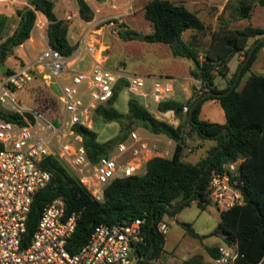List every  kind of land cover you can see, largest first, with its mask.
<instances>
[{
    "label": "trees",
    "instance_id": "obj_1",
    "mask_svg": "<svg viewBox=\"0 0 264 264\" xmlns=\"http://www.w3.org/2000/svg\"><path fill=\"white\" fill-rule=\"evenodd\" d=\"M74 1L78 5L81 20L92 22L95 19V12L87 0ZM95 1L103 3L106 0ZM55 2L56 0H28L30 7L16 11L19 21L15 29H13L15 18L0 14V69L6 67V62L14 55V50L30 39L37 21V13H41L48 22L46 29L48 45L64 57L70 58L74 55L78 43L72 45L69 42L70 22L56 16ZM256 4L264 8V0H240L234 22L250 21ZM227 7L228 4L225 9ZM143 12L145 19L152 23L153 32L143 34L123 23L124 29L118 32L119 38L125 42L166 45L174 57L195 59L199 63L201 71L198 73L192 68L190 73L201 81L202 94H198L195 88L192 99L187 103L189 111L184 114L185 123L199 137L214 140L217 145L201 162L192 164L183 161L186 145L183 126H174L158 120L134 98L128 101L127 115L121 113L115 107L121 92L119 87L107 105H101L96 109L94 121L100 118L108 123H122L125 119H131L135 126H142L153 135H164L173 140L176 145L172 157H154L146 163L144 174L113 180L104 190L103 201H97L62 161L55 157H46L41 162V167L50 173L51 179L34 196L27 222L26 238L29 240L33 235L43 208L53 200L62 198L67 214L79 215L76 230L68 242L67 248L71 253L77 252L87 243L96 226L124 224L140 218L144 219L145 223L144 239L137 248V252L142 256L139 264L146 258H149L147 264H150L159 260L164 251L166 236L158 231V223L163 217L175 216L194 201H197L199 208L204 210L211 202L210 182L213 175L222 171L226 164L240 161L239 174L236 178L242 183L238 186L243 196V204L221 211L218 229L211 235L221 233L226 243L229 245L234 243L237 246L238 257L234 264H264V76L252 72L258 53L264 47V41L246 61L252 44L264 36V28L253 25L242 29L231 28L229 24L221 27L211 34L212 39L204 60L200 61L199 52L182 39L183 34L189 30L198 33L206 31L202 20L194 12L172 0H149ZM252 39L254 42L250 43ZM237 54H243L244 59L227 87L219 89L215 84L216 77L228 75V64ZM244 61L246 64L234 90L223 97L210 95L202 99L194 108L192 118L189 120L192 105L204 94L226 93L230 90ZM21 67L23 66L19 68ZM217 68L218 71L215 73ZM18 69L7 68L3 77L13 74ZM245 78V83L240 88ZM209 100L220 102L226 117L225 124H214L200 119L202 106ZM184 106V103L170 100L159 103L157 108L161 112H172L182 116ZM0 118L21 126H28L34 122L28 113H10L1 106ZM52 118L57 123V118ZM74 130L82 136L88 157L94 163L107 156L114 146L124 142L133 131L129 128L128 132L114 140L101 143L98 141L97 133L91 129L76 125ZM208 164V168L205 169ZM195 188L196 195L192 201L179 206L176 211L168 210V206H174L191 196ZM182 226L192 237L206 238L199 236L191 224L182 223ZM208 252L213 259L218 256V248L208 249ZM182 264L201 263L192 259Z\"/></svg>",
    "mask_w": 264,
    "mask_h": 264
},
{
    "label": "built area",
    "instance_id": "obj_2",
    "mask_svg": "<svg viewBox=\"0 0 264 264\" xmlns=\"http://www.w3.org/2000/svg\"><path fill=\"white\" fill-rule=\"evenodd\" d=\"M93 35L92 30L84 29L78 41V47H83L92 60L87 71L71 70L78 58L71 64V57H64L49 46L32 63L0 79V106L10 113H28L34 121L21 126L0 118V264H139L142 260L137 248L144 239L145 220L140 218L96 226L87 243L71 253L68 242L79 215H68L62 198L43 208L33 235L26 238L34 196L51 179L41 167L46 157L67 164L79 183L97 201H103L104 190L113 180L142 174L150 159L170 155L171 141H167V150H161L156 142L149 143L146 135L133 130L116 146V153H109L96 163L89 159L83 138L74 127L80 125L94 131L96 109L107 105L119 87L120 94L127 93L146 108L149 100L158 105L169 101L174 93L170 77L140 76L109 68L106 49L97 47ZM68 74L70 83L62 86L60 79ZM38 76L48 85L60 86L64 116L62 120L57 118V123L44 111L25 107L13 94ZM197 90L202 94L201 81ZM183 111L188 113L189 107ZM125 155L129 156L121 161ZM238 174L239 168L233 162L211 179L210 199L223 210L243 204ZM158 231L166 236L169 225L161 220ZM237 257L238 252L233 254L220 246L214 263L234 264Z\"/></svg>",
    "mask_w": 264,
    "mask_h": 264
},
{
    "label": "rangeland",
    "instance_id": "obj_3",
    "mask_svg": "<svg viewBox=\"0 0 264 264\" xmlns=\"http://www.w3.org/2000/svg\"><path fill=\"white\" fill-rule=\"evenodd\" d=\"M134 0H131L129 6L133 4ZM149 0H135L134 9L128 10L129 14H117L116 18L108 19H96L91 25L83 24L79 14L76 11L70 10V16L67 19L72 24L79 25L81 32L84 29H90L95 35L97 40V47L100 50L106 49L105 55L107 56V66L111 69L123 70L125 72L136 74L140 76L150 77H164L169 75L172 78L174 85V93L172 97H176L178 100H183L186 92L191 90L188 81V68L185 63L187 61L183 58L174 57L168 46H163L158 50V44H148L144 42L132 41L125 42L118 36V32L122 28L124 19L125 24L128 28L138 31L143 34H150L153 32V25L151 22L145 19L143 8ZM174 2L185 5L190 11L194 12L205 25L206 22L212 20L221 10L222 0H172ZM240 0H232L230 2L226 13L227 16L233 15L235 7L239 4ZM77 5V3L75 2ZM113 6L111 8L114 13H122V8L114 2L113 4H105V6ZM78 6V5H77ZM103 6H100L102 8ZM98 11V14H100ZM100 17V16H99ZM14 18V17H13ZM13 29L16 27L17 19H13ZM118 21V22H117ZM251 23L253 26L264 28V8L256 4L253 9L252 20H242L236 26L237 28H244ZM38 26L42 25L40 21H37ZM80 24H83L81 26ZM206 26V25H205ZM203 32H201L202 34ZM201 34L198 36V43L190 41L187 37L188 34L183 35V40L186 44L196 48L200 52L205 54L208 45L203 42ZM78 58L77 62L72 66L71 70L87 71L91 65L92 60L86 50L77 55H73L71 58V64L74 62V58ZM35 57L31 56L28 59H22L20 56L15 55L8 69L16 70L20 66H26L34 61ZM235 61L229 62V73L230 68H235ZM0 69V79L6 74L7 68ZM193 65L191 66V69ZM236 69V68H235ZM253 72L257 75L264 76V56L261 60L254 64ZM228 73V74H229ZM247 77V76H246ZM232 78V77H231ZM231 78L228 80L227 85L231 82ZM71 75L63 76L60 79L62 86L69 84ZM225 78L222 76L216 77V82H223ZM150 80L147 84L150 85ZM14 96L28 108H34L44 110L52 117L63 119L64 108L60 100L61 89L59 85L46 84L40 76L34 77L31 82L24 86L20 90H16ZM132 99L127 93L122 92L115 104L118 111L123 114L128 113L127 104ZM148 111L157 119L163 120L167 118V122L173 123L176 126H183L184 136L186 138V145L183 152L182 160L187 163H196L205 160L211 153L213 146H210L212 140L202 139L191 130V127L185 123L184 111L182 116L173 114L158 113L157 104L152 100L148 101ZM48 115V116H49ZM203 118L205 121L214 124H220L225 121V114L223 107L220 104H206L203 110ZM129 128L138 131L141 135H152L149 131L144 129L142 126H135L131 119H125L122 123L118 122H105L100 118H96L94 121L93 129L98 135V141L105 143L114 140L118 136L125 132H128ZM175 142L172 144V152L175 149ZM116 146H114L110 153H116ZM173 155V154H172ZM171 153L167 158L172 157ZM129 155L121 157V161L127 159ZM185 158V160H184ZM72 173L73 170L65 163H63ZM223 211V207L219 206L215 202L211 201L206 205L205 209L202 210L198 206V202L194 201L189 206L184 207L175 216L165 215L163 220L169 225V232L166 235V242L164 251L159 260L155 261L157 264H182L188 260H197L201 264L214 263V259L211 255L207 254V247L221 244L226 247L231 253L237 252V246L228 244L225 241L223 234H213L219 226L220 214ZM182 223L191 224L195 232L206 238L197 239L192 237L186 229L182 226Z\"/></svg>",
    "mask_w": 264,
    "mask_h": 264
},
{
    "label": "crops",
    "instance_id": "obj_4",
    "mask_svg": "<svg viewBox=\"0 0 264 264\" xmlns=\"http://www.w3.org/2000/svg\"><path fill=\"white\" fill-rule=\"evenodd\" d=\"M130 1L131 0H106L103 3H98L95 0H87L89 5L91 6L93 11L95 12V19L93 21H95L96 19H99V20L104 19L105 20V19H108V18L119 17V16H117V14L118 15L119 14L124 15V13L125 14L126 13L129 14L128 10H132L133 11V9H134L135 0L133 1L132 6L131 5L129 6V4L131 3ZM114 2L119 4V6L122 8V13H114V11L111 9V8H113L112 5L111 6H108V5L105 6V4H107V3L113 4ZM221 2H222V4H221L220 12L215 17H213L212 20L206 22V24H205L206 25L205 26L206 27V31L204 33L201 34V33H198L196 31H193V30H189V31L184 33V34H188L187 37L190 39V41H193V42L197 41V43H198V36L201 34V36H202V38L204 40L203 42H205L206 45L209 46V44L211 42V39H212V35L211 34L213 32L217 31L221 27L226 26L228 24H229V26L231 28H237L236 25L238 23H240L241 21H238V22H234V21L236 19L235 18L236 17V11H237V8H238L239 4H237V6L234 8L235 11H234L233 15L227 16L226 13L224 14V12L227 11V9H225V6L227 4L229 6V4H230V2H232V0H222ZM100 6H103V7L100 8ZM24 7H30V5L28 3V0H0V14H4V15H7L9 17L16 18L17 19V24H18L19 18L16 15V11L18 9L24 8ZM70 10L76 11L78 13V6L75 4L74 0H56L55 7H54V12H55L56 16L59 19L67 20L69 18V16H70ZM101 10H102V12H99L100 14H98V11H101ZM37 21H40L42 25L38 26ZM37 21H36V24H35V27H34L32 33H31L30 39L28 41H26L23 45H21L20 47H17L14 50V55L11 56L7 60L6 66H9V64L11 62V59H13V57L15 55L20 56V58H22V59H28L31 56H34L36 58V56L42 50H44L47 47H49L48 39H47V33H46L48 22L46 21V19L44 18V16L41 13H37ZM93 21L90 22V23H87V22L83 21V24L88 26V25H91L93 23ZM120 22L125 23L124 19L122 21H120ZM83 24H80V25L83 26ZM249 25H252V24L249 23ZM78 26L75 25V24L70 23V27H69V31H68V40H69V42L72 45L77 44L79 39H80V37H81V35H82V32H81V30H80V28ZM182 39H183V36H182ZM0 42H1V40H0ZM252 42H254V39H252L250 41V43H252ZM162 47L163 46H161V44H158V50H160ZM82 50H85V49H83V47H81V48L78 47L77 50L75 51L74 55H77L78 53L82 52ZM197 51L199 52V60L200 61L204 60V55L205 54L203 52H200L199 50H197ZM263 56H264V47L259 51L258 58H257L256 62L261 60L263 58ZM76 58H77V56H76ZM76 58H75V60H76ZM183 59H185V58H183ZM243 59H244L243 54H237L230 60V64L232 63V61H235V65H236L235 68L236 69L235 68H230V73L228 72L229 74L226 77H223V78H225V80L223 82L217 83L216 79H215V84L217 85V87L219 89H224V88L227 87L228 80L236 72L239 64L242 62ZM186 60L187 61H185V63H186L187 68H188V74H189L188 81H189V85H190L188 87H190L191 90H188V92H186L183 100H178L176 97H172L170 99V100H174V101H177V102L184 103L185 106H187V103L192 99L194 90H195V88L198 87L199 82H200V80L196 79L190 73L192 65H193V68H194V63L192 61L193 59L192 60L186 59ZM228 66H229V64H228ZM253 67H254V65H253ZM253 67H252V72H253ZM167 76H169V75H167ZM164 77H166V76H164ZM246 78L242 82L240 88L244 85ZM206 104H208V105L209 104H215L216 105V104H220V102L217 101V100H209V101H206L203 104L202 110H201V114H200V119L202 121H205V119L203 118V110H204ZM158 113L170 114V117L173 116L172 112H161L159 109H158ZM158 120H160V119H158ZM161 121L167 122V118H165V119H163ZM225 122H226V117H225V121L220 123V124H225ZM170 124H173V123H170ZM174 126H176V125H174ZM147 138H148V142L149 143H155L156 142L159 145V147L161 148V150H167V145H168L167 141L168 140L171 141L172 144H173V140L167 138L164 135H153L152 134L150 136L147 135ZM211 142L212 143L210 144V146H213L216 143V141H214V140H212ZM216 145H217V143H216ZM171 150H172V146L170 147V153L172 155L173 152ZM184 160H185V158H184ZM196 163H198V162H196ZM196 163H192V164H196ZM234 163L237 164V166L239 168L240 161H237V162H234ZM144 173H145V169L142 171V174H144ZM220 246H221V244H216L215 246L207 247L205 249H206L207 254L210 255V253L208 252V249H217Z\"/></svg>",
    "mask_w": 264,
    "mask_h": 264
},
{
    "label": "water",
    "instance_id": "obj_5",
    "mask_svg": "<svg viewBox=\"0 0 264 264\" xmlns=\"http://www.w3.org/2000/svg\"><path fill=\"white\" fill-rule=\"evenodd\" d=\"M263 41H264V36H262L261 38H259L258 40H256V41L252 44V46H251V48H250V51H249V53H248V56H247V58H246V61L249 60V58L251 57V55L253 54V52L255 51V49H256V48L259 46V44H260L261 42H263ZM192 61H193V63H194V68H195V70L199 73V72L201 71V70H200L199 63H198L195 59H193ZM246 61H244V62L241 64L240 69H239L238 74H237V77H236L234 83L232 84L230 90H229L228 92H226V93H213V92H207L206 94H204L202 97H200V98H199V99H198V100L192 105V107H191V109H190V112H189V116H188V117H189V120H191V118H192L194 108L196 107V105H197L202 99H204V98H206L207 96H210V95H215V96H217V97H223V96H225V95L231 93V92L234 90L235 86L237 85V83H238V81H239V79H240V77H241L242 70H243V68H244V66H245V64H246ZM208 166H209V164L206 166L205 169H207ZM195 195H196V188H195V190H194V192L192 193L191 196L185 198L184 200L179 201V202H178L177 204H175L174 206H168V210L171 211V212H172V211H176V210L179 208V206H182V205H184V204H186V203L192 201V199L195 197ZM154 223H155V220H154ZM147 262H149V258H146L145 261H144L142 264H147Z\"/></svg>",
    "mask_w": 264,
    "mask_h": 264
}]
</instances>
